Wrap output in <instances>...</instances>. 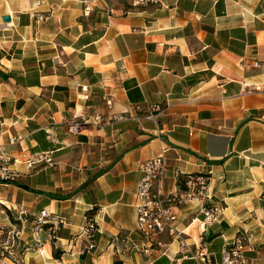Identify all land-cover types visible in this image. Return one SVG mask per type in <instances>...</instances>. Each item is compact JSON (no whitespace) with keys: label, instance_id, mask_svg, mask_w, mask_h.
Returning a JSON list of instances; mask_svg holds the SVG:
<instances>
[{"label":"crops","instance_id":"0c3cea01","mask_svg":"<svg viewBox=\"0 0 264 264\" xmlns=\"http://www.w3.org/2000/svg\"><path fill=\"white\" fill-rule=\"evenodd\" d=\"M0 146L22 159L16 183L0 184L12 209L0 207V253L18 233L21 264H197L168 233L147 242L136 230L138 166L162 153L164 195L179 191L177 171L213 172L219 220L204 224L197 202L177 209L191 252L206 246L220 264L243 236L264 264V0H0ZM46 151L55 167L27 168ZM44 210L62 221L54 236L36 233Z\"/></svg>","mask_w":264,"mask_h":264},{"label":"built area","instance_id":"2783aa9c","mask_svg":"<svg viewBox=\"0 0 264 264\" xmlns=\"http://www.w3.org/2000/svg\"><path fill=\"white\" fill-rule=\"evenodd\" d=\"M159 0H132V6L139 8L149 4H158ZM258 66V63H254ZM262 86H253L250 90L243 87V93L261 92ZM111 105V102H108ZM138 110L142 107L138 106ZM148 111L150 118H156L162 114L163 109L159 105L149 106ZM96 124L102 125L103 120L101 116H96ZM82 130V122L79 119L69 124V132L71 134H78ZM50 135V133H49ZM50 138V136H49ZM21 136H12L9 138V143L14 145L20 142ZM28 169L33 170L40 165L55 167L58 162L54 157V151H46L34 154L24 160ZM22 163V159L10 156L3 146H0V184H14L19 177L17 166ZM142 174L141 179L136 185L135 189V208H136V225L137 232L147 241L152 242L158 236L168 233L172 238L179 240L181 252L190 254L197 264H216L211 254L208 252L206 246L201 247L199 251L192 253L189 245L183 238V232L178 228L179 215L177 209L181 206L187 205L191 202H197L201 207V214L204 216V224H211L219 220L222 214V208L219 206L210 205L213 196L210 194V184L213 177V172L209 173H188L183 174L177 171V180L185 176L184 189L177 193L164 195L160 188V181L167 169V162L164 153L141 162L138 166ZM0 207H4L12 211L11 207L6 202L0 200ZM0 208V212H1ZM25 212H20L18 221L23 224L25 220ZM61 220L58 217L51 216V213L44 210L40 216L35 220L36 233L43 231L46 226L51 235L54 236L59 230ZM97 226L94 220L89 219L87 226L83 230L86 235H91ZM0 228V235L3 233ZM19 234L14 231L9 232L8 236L12 240V245L6 246L3 252H8L14 264L22 263V254L10 252L11 246L17 243V236ZM40 242L37 241V244ZM161 245V243H159ZM94 245H90L93 249ZM27 250V249H26ZM248 251V244L245 237L238 236L231 243H228L222 253V260L220 264H252L246 253ZM0 253V257L4 253Z\"/></svg>","mask_w":264,"mask_h":264},{"label":"trees","instance_id":"16d2710c","mask_svg":"<svg viewBox=\"0 0 264 264\" xmlns=\"http://www.w3.org/2000/svg\"><path fill=\"white\" fill-rule=\"evenodd\" d=\"M184 180H185V176H182L180 178V180H178V189L179 190H183L184 189ZM96 212H97V208H94L91 211H89L87 213L89 219H92L93 220L94 217H95ZM53 245H54V257L57 258V259L61 258V255H62L63 252L61 250H57L55 248L56 244L54 242H53Z\"/></svg>","mask_w":264,"mask_h":264},{"label":"water","instance_id":"95a60500","mask_svg":"<svg viewBox=\"0 0 264 264\" xmlns=\"http://www.w3.org/2000/svg\"><path fill=\"white\" fill-rule=\"evenodd\" d=\"M10 20H11V18H10L9 16H5V17H4V21H5V22H10Z\"/></svg>","mask_w":264,"mask_h":264}]
</instances>
